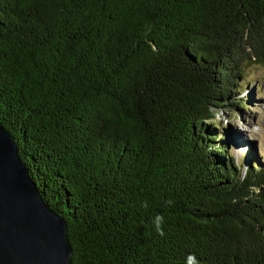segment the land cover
<instances>
[{"label": "trees", "instance_id": "1", "mask_svg": "<svg viewBox=\"0 0 264 264\" xmlns=\"http://www.w3.org/2000/svg\"><path fill=\"white\" fill-rule=\"evenodd\" d=\"M256 64L264 0H0V123L71 264H264V164L215 120Z\"/></svg>", "mask_w": 264, "mask_h": 264}, {"label": "water", "instance_id": "2", "mask_svg": "<svg viewBox=\"0 0 264 264\" xmlns=\"http://www.w3.org/2000/svg\"><path fill=\"white\" fill-rule=\"evenodd\" d=\"M67 223L43 200L0 123V264H71Z\"/></svg>", "mask_w": 264, "mask_h": 264}, {"label": "rangeland", "instance_id": "3", "mask_svg": "<svg viewBox=\"0 0 264 264\" xmlns=\"http://www.w3.org/2000/svg\"><path fill=\"white\" fill-rule=\"evenodd\" d=\"M244 75L245 80L233 90L237 94L235 102L246 101L243 110L220 111L215 120L218 130L224 128L222 140L228 142L237 160L264 164V66L249 65Z\"/></svg>", "mask_w": 264, "mask_h": 264}, {"label": "clouds", "instance_id": "4", "mask_svg": "<svg viewBox=\"0 0 264 264\" xmlns=\"http://www.w3.org/2000/svg\"><path fill=\"white\" fill-rule=\"evenodd\" d=\"M166 203L169 206H171L173 201L168 200V201H166ZM141 207L146 209L148 207V202L147 201H141ZM163 225H164V217L160 214H156L152 219V227L159 236H164V234H165L163 231ZM185 264H200V262L197 260L195 255L189 254L185 258Z\"/></svg>", "mask_w": 264, "mask_h": 264}]
</instances>
